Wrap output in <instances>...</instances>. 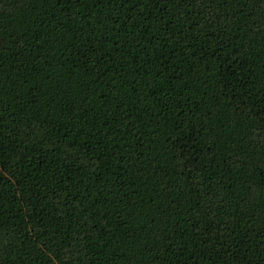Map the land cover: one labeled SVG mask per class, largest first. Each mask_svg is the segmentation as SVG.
Returning a JSON list of instances; mask_svg holds the SVG:
<instances>
[{
  "label": "trees",
  "instance_id": "trees-1",
  "mask_svg": "<svg viewBox=\"0 0 264 264\" xmlns=\"http://www.w3.org/2000/svg\"><path fill=\"white\" fill-rule=\"evenodd\" d=\"M0 264H264V0H0Z\"/></svg>",
  "mask_w": 264,
  "mask_h": 264
}]
</instances>
